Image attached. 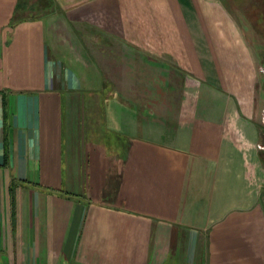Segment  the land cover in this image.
Wrapping results in <instances>:
<instances>
[{"label":"crops","instance_id":"0c3cea01","mask_svg":"<svg viewBox=\"0 0 264 264\" xmlns=\"http://www.w3.org/2000/svg\"><path fill=\"white\" fill-rule=\"evenodd\" d=\"M49 18L132 45L120 95ZM257 64L219 0H0V264H264Z\"/></svg>","mask_w":264,"mask_h":264},{"label":"rangeland","instance_id":"374dc122","mask_svg":"<svg viewBox=\"0 0 264 264\" xmlns=\"http://www.w3.org/2000/svg\"><path fill=\"white\" fill-rule=\"evenodd\" d=\"M219 1L238 20L247 41L255 53L259 73L258 98L261 112L260 123L264 130V0ZM34 2L35 10H39L40 2ZM53 11L52 9L50 11L42 10L41 12L44 15H49ZM49 22L57 46H63L70 52H76L78 57L80 56L87 65L92 62L94 66L98 67L102 81L106 79V84L110 86H108L109 90L104 87L101 90H108L114 95H120L123 91V87L121 86L124 82L123 76H127L129 73L127 71L129 67L125 65L127 60L134 62L135 65L140 60L137 55L132 56L127 54L126 47H131L132 45L128 44L127 40L117 38L109 32L91 25L89 22L83 21V23H80L73 18H49ZM135 65L130 68L132 70L137 69L138 66ZM110 82L114 86H111ZM164 88L167 89V87ZM178 89L179 93L177 92V94L180 95L181 88L178 87ZM174 90L176 91V89ZM261 141L264 148V136H262ZM261 154L264 163V150Z\"/></svg>","mask_w":264,"mask_h":264}]
</instances>
